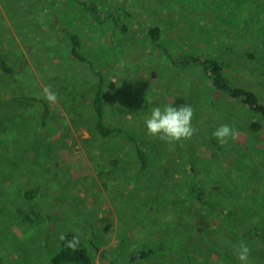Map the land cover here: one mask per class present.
Wrapping results in <instances>:
<instances>
[{
	"label": "rangeland",
	"instance_id": "obj_1",
	"mask_svg": "<svg viewBox=\"0 0 264 264\" xmlns=\"http://www.w3.org/2000/svg\"><path fill=\"white\" fill-rule=\"evenodd\" d=\"M31 1L0 0V90L45 99L50 87L58 98L47 103L49 119L39 101L0 105V264H54L69 232L92 264H241V243L247 264H264V126H251L264 116L217 88L200 63L223 61L229 82L264 104V0H78L100 5L98 16L88 22L75 7L54 26L36 8L48 12L51 1ZM37 15L52 25L54 46L39 44L46 31L33 24ZM149 25L164 36L154 42ZM64 26L82 32L85 52L107 73V121L136 137L146 167L135 139L95 134L84 91L97 78L83 63L70 61L67 71L68 58L57 59ZM76 90L80 99L65 97ZM166 104L191 105V140L169 145L148 134L150 109ZM223 124L240 135L220 146L213 132Z\"/></svg>",
	"mask_w": 264,
	"mask_h": 264
},
{
	"label": "trees",
	"instance_id": "obj_2",
	"mask_svg": "<svg viewBox=\"0 0 264 264\" xmlns=\"http://www.w3.org/2000/svg\"><path fill=\"white\" fill-rule=\"evenodd\" d=\"M24 1V0H23ZM50 11L47 12L46 7L44 5L39 4L36 8L40 10V12H44L45 16H47L48 18H46L47 22L51 21V24L54 26L53 21H60L62 22L64 17H70V15L68 13H66L68 11V9L70 10L71 8H78L80 9V12L84 13V16L86 17L87 21L89 22V19L91 18H96L95 16H98V12H99V6L97 3H92L90 6H85V8H80L77 6V1L78 0H72L74 3L73 4H69V6H66L68 4V0H50ZM6 3V1H4ZM80 4H82L80 1L78 2ZM35 7V5L32 3L31 0H29V7ZM91 9V11H90ZM49 10V9H48ZM90 13H89V12ZM97 12V14H96ZM120 12L122 14H127L128 12L126 11V9L120 8ZM45 17L44 16H39L37 15L36 17H34L33 19H35L36 21H33V24L36 26V28H40L42 27V30L46 31L42 37L39 39V44L44 46V48H47V46H54L57 41L55 38H51L53 32V28L52 25L51 26H47L46 24H43V26H40V22L41 20H43ZM101 17H99L100 19ZM42 25V24H41ZM117 26L120 28V30L123 32L127 31L128 29V23H123L122 24H117ZM127 26V27H126ZM63 36L66 42V47L65 50L57 53L56 55L58 56L57 59H59L62 56L67 57L68 59H66L65 61H63L61 64H66L68 63L66 66V70L68 71L69 69H71L70 67V61L73 62V60L78 61L80 63L85 64L86 66H88V69L90 70V72L92 74H94V76H96V87L93 90L90 91H84L85 94V98L87 97V95L90 96V104L92 106L93 109V130L95 132V134L101 135L103 137L105 136H109V135H119V134H123V135H127L129 137H131L132 139H135V144H136V149H137V154L140 158V160L142 161L141 166L144 168L147 165V154L145 152V150L140 146V144L138 143L139 141L136 140V137L132 135V133L127 130L126 128L123 127V125H121L119 122H109L107 121L106 118V113H107V99H106V93H105V89L107 87V79H108V75L106 72H104L102 69H99V67L95 64L96 61L93 59L94 56L90 57V55L88 53L85 52V48H86V43L84 41V35H82V32L78 31V29H74L73 27L70 26H64L63 27ZM148 32L151 33V35L154 38V42L156 41V39H158V37L160 36H164V34H162L164 32V28L162 26L159 25H149V29ZM44 40L46 41V44L44 43ZM88 52H90V49H87ZM63 54V55H62ZM55 56V55H54ZM51 59V58H50ZM199 59V58H196ZM49 61V60H47ZM50 65L52 63V61H49ZM200 63L202 64V69L204 70L205 73L208 74V76L211 78L212 83L217 87L220 88L226 92H228L231 96L237 97L240 100H243L246 104H248L250 106V108H253L254 110L260 112L263 116H264V104L261 103L259 97L257 96V94L255 92H253L250 89H247L245 87L242 86H238V85H232L229 80L227 79V77L225 76V63L219 59H202L200 61ZM36 66L38 67H42L44 66L43 63H39L36 60ZM45 68V66H44ZM43 68V69H44ZM39 69V68H38ZM40 73L42 72V69H39ZM0 82H2V74H0ZM8 84H10V88H13L15 86V83L13 81H9L7 82ZM68 85H70V83H67ZM87 89V88H83L82 90ZM73 93L69 94V95H65V97H69L72 96L71 98H73L75 100L76 99H80L81 97L78 96L77 90L76 91H71ZM82 92V91H81ZM30 101H39L41 104V110H46V117H48V119L50 118L51 114L50 110L51 107H47V103L48 100L44 99V98H40L36 95H32V94H10V95H3L1 90H0V105L6 103L5 105H9L10 101L11 102H16V103H28ZM28 101V102H27ZM69 109V108H68ZM70 111L72 109H69ZM252 128L255 129H260L262 126H264V121H254L251 123ZM214 141H216V139H214ZM219 145L221 146V144L219 143ZM21 191L19 193V195L24 196L25 198L29 199L31 197L35 196L36 190L33 189H26V188H20ZM204 196V195H203ZM78 235L79 239H80V244L78 245L76 250L70 249L65 247V243L66 241H62V248L61 250L52 258V261L54 264H63V263H79V264H92V258L91 255L88 251V246L85 244L84 240L81 238V236L76 233V232H69L67 233L65 236L67 238V240H71L73 236ZM141 252V251H140ZM154 250H143L141 253H138L139 255L141 254L142 256H149L151 253H153ZM136 255V254H135ZM134 255V256H135ZM137 255L134 257L136 258ZM133 258V257H132Z\"/></svg>",
	"mask_w": 264,
	"mask_h": 264
},
{
	"label": "clouds",
	"instance_id": "obj_3",
	"mask_svg": "<svg viewBox=\"0 0 264 264\" xmlns=\"http://www.w3.org/2000/svg\"><path fill=\"white\" fill-rule=\"evenodd\" d=\"M44 97L49 102L57 100V94L46 87ZM194 110L189 104L173 107V104H166L163 107L153 106L150 109V115L145 119V125L148 134L157 138L169 145H174L179 142L191 140L196 129L192 125ZM239 130L232 125H220L214 132L213 136L220 142L221 145H227L230 141H235L239 138ZM61 241H66L65 247L76 250L80 244L78 235L67 240L65 234L59 236ZM236 256L241 264H247L249 257V249L243 243L236 247Z\"/></svg>",
	"mask_w": 264,
	"mask_h": 264
}]
</instances>
